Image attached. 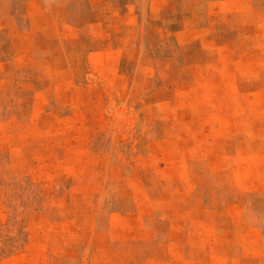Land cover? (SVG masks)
<instances>
[{
	"label": "rangeland",
	"instance_id": "rangeland-1",
	"mask_svg": "<svg viewBox=\"0 0 264 264\" xmlns=\"http://www.w3.org/2000/svg\"><path fill=\"white\" fill-rule=\"evenodd\" d=\"M0 264H264V0H0Z\"/></svg>",
	"mask_w": 264,
	"mask_h": 264
},
{
	"label": "bare ground",
	"instance_id": "bare-ground-1",
	"mask_svg": "<svg viewBox=\"0 0 264 264\" xmlns=\"http://www.w3.org/2000/svg\"><path fill=\"white\" fill-rule=\"evenodd\" d=\"M15 250V249H14Z\"/></svg>",
	"mask_w": 264,
	"mask_h": 264
}]
</instances>
